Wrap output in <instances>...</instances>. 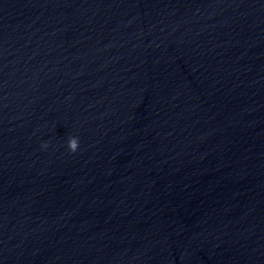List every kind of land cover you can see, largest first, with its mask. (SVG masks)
I'll list each match as a JSON object with an SVG mask.
<instances>
[{
  "label": "water",
  "instance_id": "95a60500",
  "mask_svg": "<svg viewBox=\"0 0 264 264\" xmlns=\"http://www.w3.org/2000/svg\"><path fill=\"white\" fill-rule=\"evenodd\" d=\"M0 264H264V0H0Z\"/></svg>",
  "mask_w": 264,
  "mask_h": 264
},
{
  "label": "clouds",
  "instance_id": "9594fccd",
  "mask_svg": "<svg viewBox=\"0 0 264 264\" xmlns=\"http://www.w3.org/2000/svg\"><path fill=\"white\" fill-rule=\"evenodd\" d=\"M47 146H48L47 143H43L41 145V147L45 148V149L47 148ZM67 147H68V150L71 153H75L78 150V148H79V139H78V137H74V136L69 137L68 141H67Z\"/></svg>",
  "mask_w": 264,
  "mask_h": 264
}]
</instances>
